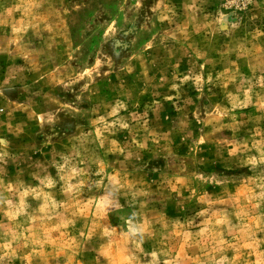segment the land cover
<instances>
[{
	"label": "rangeland",
	"instance_id": "1",
	"mask_svg": "<svg viewBox=\"0 0 264 264\" xmlns=\"http://www.w3.org/2000/svg\"><path fill=\"white\" fill-rule=\"evenodd\" d=\"M0 264H264V0H0Z\"/></svg>",
	"mask_w": 264,
	"mask_h": 264
}]
</instances>
